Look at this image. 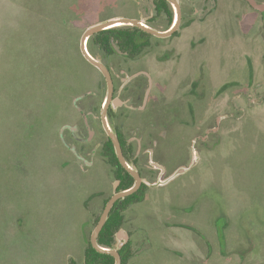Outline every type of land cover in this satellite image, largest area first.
<instances>
[{
  "label": "rangeland",
  "instance_id": "obj_1",
  "mask_svg": "<svg viewBox=\"0 0 264 264\" xmlns=\"http://www.w3.org/2000/svg\"><path fill=\"white\" fill-rule=\"evenodd\" d=\"M181 5L177 33L151 36L137 59L95 49L116 73L127 71L125 83L138 68L152 76L162 118L169 119L176 96L181 104L190 92L195 98L196 125L171 131L163 151L165 175L189 169L125 212V228L139 241L128 264H264L263 18L245 0ZM153 14L152 0H0V264L82 259L113 177L98 151L82 170L59 133L78 119L65 109L69 94L86 88L99 107L105 95L100 72L76 61L79 38L89 24L118 15L164 29L166 18ZM133 117L124 120L128 135Z\"/></svg>",
  "mask_w": 264,
  "mask_h": 264
},
{
  "label": "flooded vegetation",
  "instance_id": "obj_2",
  "mask_svg": "<svg viewBox=\"0 0 264 264\" xmlns=\"http://www.w3.org/2000/svg\"><path fill=\"white\" fill-rule=\"evenodd\" d=\"M179 3L182 12V23L184 9L181 5V0H179ZM261 15L263 18L262 13ZM177 30L175 31L176 33ZM174 33L172 35H174ZM116 53L117 51H114V53H112L111 55ZM124 55L130 59L135 60L142 54L135 58H131L126 54ZM105 65L108 67L112 77L114 87L113 97L117 99L115 103H110L107 111V119L114 131L117 132L116 130L118 128L123 134L126 135L128 144H131L133 146L134 153L133 155L130 153L127 154L128 161L137 168L142 178V182L136 191L141 188L142 184H145L147 186V188L142 192L143 199L147 190L155 189L157 188V186L165 185L170 182L168 181L159 183L161 181H165V179L168 177L167 175H165L167 160L165 159V156L163 154V151L165 150V142H167V136L171 131H180L187 128H194L196 123L193 122L190 115H192V103L195 101V98L190 92L189 94H187V101H183V99L181 98L183 101L181 104L180 100L177 99L178 96H176L171 104L173 112L168 115L169 119L162 118V112L160 109L161 106L159 103L161 96L159 97V95L153 94V78L149 73V75L147 74V71L144 72L143 68H138V70H135L130 74L131 77H129L127 79V82L125 83L123 82V80H121V77H123L127 73L125 69L120 68L119 72L116 73L115 69L112 66L107 63H105ZM92 96L93 94L89 90L80 92L75 96V99L73 100V106L75 107L74 111L76 112L78 119L71 126L67 125L66 123L63 124L59 130L63 148L73 156L74 161L81 162L80 164H78L82 168V170H86L95 164L93 160H90L93 154H95L97 151L102 154V143L104 140L102 141L100 146L101 150L99 149L101 133H104L105 138L108 137L103 129L100 120V108L102 102L100 103L99 107V104L96 102V100L93 99ZM97 111L98 116L96 115ZM131 116H134L133 119L137 118L138 120L131 121V125L134 126L133 129L135 130H133V135H128L126 132H124L123 125L124 120L130 119ZM187 116H190L191 120H188ZM214 128V126L207 128L204 136L208 137V135H212L211 132H214ZM204 136L202 138V142L204 144H207L210 136L207 138V140H205ZM194 139L195 138H193L189 143L188 148H190V146L194 144ZM191 155L193 156L192 149ZM182 163L184 164L185 162ZM110 170L111 176H113L111 166ZM114 182L115 181L113 180L111 193L108 198L113 193ZM116 191H119L117 190V187ZM136 203L138 202L129 205L126 210ZM122 227L124 226L122 225ZM127 234L128 239L126 242L129 241L132 244V234L130 233V231Z\"/></svg>",
  "mask_w": 264,
  "mask_h": 264
},
{
  "label": "trees",
  "instance_id": "obj_3",
  "mask_svg": "<svg viewBox=\"0 0 264 264\" xmlns=\"http://www.w3.org/2000/svg\"><path fill=\"white\" fill-rule=\"evenodd\" d=\"M154 6V14L153 17L164 16L166 18L165 28H168L173 20V10L170 4L166 0H152ZM151 26L157 28L156 26L150 24ZM176 33V32H175ZM174 33V34H175ZM153 35H150L138 27L132 26H116L108 29H104L92 35L87 42L89 52L95 56V49L102 52L104 55H111L115 50H118L121 53L126 54L131 58L138 57L143 54L148 48L151 46L150 38ZM86 61L80 53H77L76 61L78 60ZM87 62V61H86ZM74 66H76V62H72ZM226 88L227 84L224 85ZM82 89L80 91L75 92L74 94L85 91ZM68 95L65 101V109L66 111L74 110L75 107L69 105L70 98L74 95ZM35 117H32L30 120L31 126H37L33 121ZM123 154L125 158L128 160L127 154L133 155V146L128 144L126 135L123 134L118 128L116 130ZM102 155L107 161V163L111 166L113 171V180H118L117 190H123L130 187L134 179L133 177L122 167L119 163L118 158L115 154L114 146L111 140L106 137L102 143ZM147 188L145 184H142L141 188L128 195L122 199H119L112 206L106 222L104 223L102 229L100 230L97 242L105 247H114L116 245V232L122 227L124 223V212L126 208L135 203L139 202L142 199V192ZM108 197H106L102 202V208L106 203ZM102 210V209H101ZM99 214L95 216L93 220V226L96 224L98 220ZM225 226V222L223 217H218L216 219V227H217V238L220 244V247L224 248V239H223V228ZM118 252L121 257V264H127L133 254V247L131 242H126L122 247L118 249ZM67 264H114V257L110 254L100 253L96 251L90 241L89 236L86 238L85 246L83 249V256L80 261L75 260L72 257L68 258Z\"/></svg>",
  "mask_w": 264,
  "mask_h": 264
},
{
  "label": "water",
  "instance_id": "obj_4",
  "mask_svg": "<svg viewBox=\"0 0 264 264\" xmlns=\"http://www.w3.org/2000/svg\"><path fill=\"white\" fill-rule=\"evenodd\" d=\"M170 6L172 7L173 10V20L170 26L166 29H157L152 27L151 25L147 24L143 18L140 17H127L123 15H118L114 16L111 18H108L103 21H99L96 23L89 24L84 28L82 31L80 38H79V51L82 57L90 63L92 66H94L103 76L104 82H105V95L101 104L100 108V120L103 126L104 131L106 132L108 138L111 140L115 154L118 158L119 163L122 165V167L133 177L134 182L133 184L123 190L116 191V187L118 185V180H116L113 184V193L112 195L108 198L106 201L102 211L99 214L98 220L96 224L93 226L90 235H89V241L92 245V247L100 252V253H106L110 254L114 257V264H121V257L118 252V249L123 246V244L127 241L128 239V234L127 232L123 229L120 228L116 232V245L114 247H105L100 245L97 242V237L102 229L104 223L106 222V219L108 217V214L113 206V204L121 198H124L125 196H128L132 193H134L140 186L142 182V178L139 174V171L137 168L130 163L124 156L121 148V144L118 138L117 133L114 131V129L110 126L108 119H107V111L110 103H115L116 98L113 97V81L112 77L110 74V71L108 67L105 65L104 62L101 60L97 59L95 56H93L87 46L88 39L94 35L95 33H98L99 31H102L104 29H108L111 27H116V26H132V27H138L139 29L143 30L144 32L156 36V37H161L165 38L168 36H171L180 26L181 23V18H182V12H181V7L179 0H166ZM248 4L255 10L260 11L263 14V26H264V3L259 2L257 0H246ZM215 129V128H214ZM195 157H193V160ZM189 169V166L187 165H182L178 167L171 175H169L165 181H161L159 183H164L168 182L171 179L175 178L178 174L186 171Z\"/></svg>",
  "mask_w": 264,
  "mask_h": 264
},
{
  "label": "crops",
  "instance_id": "obj_5",
  "mask_svg": "<svg viewBox=\"0 0 264 264\" xmlns=\"http://www.w3.org/2000/svg\"><path fill=\"white\" fill-rule=\"evenodd\" d=\"M107 197H108V196H107ZM105 198H106V197H105ZM105 198H104V199H105ZM104 199H103V200H104ZM128 209H129V208H128ZM125 212H126V211H125ZM125 212H124V220H125ZM123 226H124V227H122V228H123L127 233H129L130 230L127 229V228H125V223L123 224ZM128 230H129V231H128ZM130 233L132 234V235H131V238H132V239H131V240H132V247H133V250L135 251L136 244H138L139 241H138V238L136 237L135 233L133 234L131 231H130ZM127 264H128V263H127Z\"/></svg>",
  "mask_w": 264,
  "mask_h": 264
}]
</instances>
